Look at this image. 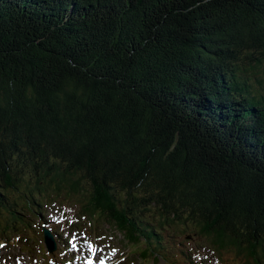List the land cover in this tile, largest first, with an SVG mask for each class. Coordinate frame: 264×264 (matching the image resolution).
<instances>
[{"label":"trees","instance_id":"trees-1","mask_svg":"<svg viewBox=\"0 0 264 264\" xmlns=\"http://www.w3.org/2000/svg\"><path fill=\"white\" fill-rule=\"evenodd\" d=\"M261 66L264 0H0V242L75 202L145 262L264 264Z\"/></svg>","mask_w":264,"mask_h":264},{"label":"rangeland","instance_id":"rangeland-1","mask_svg":"<svg viewBox=\"0 0 264 264\" xmlns=\"http://www.w3.org/2000/svg\"><path fill=\"white\" fill-rule=\"evenodd\" d=\"M261 67V70H257L259 71L257 77L260 79L262 76L264 84V66ZM45 209L46 213L41 216L49 227L45 228L44 223L36 220V231L28 233V237H23L22 241L18 242L19 244L16 238L12 239L9 245L0 242V264H51L52 261H62L63 259L67 260L66 264H74L73 252L74 254L77 252L80 256L79 260L85 264L94 262L99 264H168L164 260H159L158 263L145 262L141 257L133 255V248L128 246L129 244L126 245L125 236L115 226L100 224L99 238H96L90 229V224L86 225L79 219L78 204L75 202L66 205L64 202L62 204L54 203L52 206H46ZM182 222L189 225L186 220ZM172 225L174 229L170 231L176 230L183 234H188L195 228L193 226L191 229L192 225L186 226L179 223ZM43 229L54 232L56 235L54 237L56 250L50 251L47 247L48 251L53 252L51 254L46 251L45 241L42 239ZM14 240L17 241L13 242ZM231 241V245H233L235 241L233 239ZM84 243L85 248L89 246L91 250L96 248L97 251H87L83 247ZM186 243L188 250L193 253L195 264H232L233 262L231 259L227 260L225 257H221L210 246L209 243H214L213 240L208 243L205 238L189 236ZM102 245H106V248ZM231 245L224 241L222 247H225L226 251L233 250ZM67 249L71 251L66 253Z\"/></svg>","mask_w":264,"mask_h":264},{"label":"water","instance_id":"water-1","mask_svg":"<svg viewBox=\"0 0 264 264\" xmlns=\"http://www.w3.org/2000/svg\"><path fill=\"white\" fill-rule=\"evenodd\" d=\"M45 243L50 249V251H55L56 250V244L54 241V236L51 231L45 230Z\"/></svg>","mask_w":264,"mask_h":264},{"label":"bare ground","instance_id":"bare-ground-1","mask_svg":"<svg viewBox=\"0 0 264 264\" xmlns=\"http://www.w3.org/2000/svg\"><path fill=\"white\" fill-rule=\"evenodd\" d=\"M181 219H182V218H181ZM183 219H184V218H183ZM137 221H138V220H137ZM182 221H183V220H182ZM139 222H140V221H138L137 223L139 224ZM143 225H144V224H143ZM44 226L47 227L48 225L45 223ZM139 226H140V225H139ZM144 226H145V225H144ZM48 227H49V226H48ZM48 227H47V228H48ZM157 234H158V233H157ZM150 235H151V234H150ZM158 235H159V234H158ZM92 236H93V235H92ZM59 240H60V239H59ZM155 240H156V239H155ZM157 241H158V240H157ZM153 242H154V241H153ZM159 243H160V242H159ZM162 243H163V242H162ZM163 246H164V245H162V247H163ZM187 260H189V259H187ZM190 261H191V260H190ZM190 261H189V262H190ZM190 264H191V262H190Z\"/></svg>","mask_w":264,"mask_h":264}]
</instances>
